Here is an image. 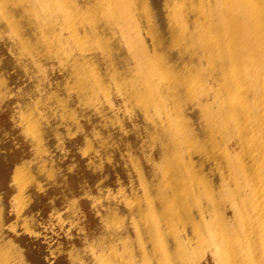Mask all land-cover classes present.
<instances>
[{"label": "bare ground", "instance_id": "6f19581e", "mask_svg": "<svg viewBox=\"0 0 264 264\" xmlns=\"http://www.w3.org/2000/svg\"><path fill=\"white\" fill-rule=\"evenodd\" d=\"M13 65L37 163L27 175L0 160V182L24 201L39 174L57 175L52 146L84 128L74 96L102 120L87 151L110 161L123 142L116 173L137 182L122 203L102 186L98 231L56 264H264V0H0V96ZM44 66L64 73L53 89ZM2 201L0 264H48L44 245L3 236Z\"/></svg>", "mask_w": 264, "mask_h": 264}, {"label": "rangeland", "instance_id": "374dc122", "mask_svg": "<svg viewBox=\"0 0 264 264\" xmlns=\"http://www.w3.org/2000/svg\"><path fill=\"white\" fill-rule=\"evenodd\" d=\"M7 71L6 73H8L9 77V83H7V87L9 90L3 93L4 95L0 96V129L2 128L0 131L2 146H0H4L3 148H0V160L4 162L5 160L10 159L9 164L11 167L17 166L21 170L26 169L28 175L30 170L29 167L28 169L26 167L29 165L34 166L37 163V153L35 148L36 146L33 141L27 136V134H24L23 124L21 125L22 122L20 118V101L17 93V88L19 86H24V84L27 83L28 78L26 75H23L20 72L18 66L16 65L11 66ZM56 71L59 72L56 73ZM39 72H41L39 75L41 80L44 81L48 88L50 87L52 89L57 86L58 82L62 81L64 75L63 72L60 73L61 71L56 68H46L45 66ZM21 77L24 79H21ZM11 87L12 89L10 90ZM7 93L11 94L7 95L6 97ZM117 101L119 105H123V97L121 95L117 97ZM73 102L74 105L79 109V120L84 124V128L79 129L73 125L69 133L70 138L68 141H61V146L58 145L57 149L55 145L52 146V151L48 154V156L56 166L57 175L54 177H45L43 174H39L38 181L34 185L30 184L28 187L29 189L27 188L28 193H24L22 195V197H24V201L20 200L21 193L13 179L10 178L11 180L7 179L0 182V199L3 200L2 202L8 208L5 214L6 216L3 220L4 225L2 227V231L5 233L4 234L2 232L3 236L6 238H11L12 236L13 239L20 244H22L20 241L21 236H26L27 238H30L32 241H34L35 244L38 242L37 244H40L41 246L44 245L42 247L45 251L47 250L46 255H48V264H54V262L55 264L59 262L68 263L69 255L67 253L68 249L73 246V241L77 243L78 246H84L86 242L92 239L93 235L96 234L99 228L98 222H100V218L102 216L101 212H104V206L100 200H98V194L101 192L102 186L105 188L107 187L106 190L109 192V194L111 193L109 196L111 198L113 197V200H117L116 202L122 203V196L123 193H125L123 192V189L126 186L129 187L131 179H133L134 181H132L137 185L135 176L130 177L129 174L128 176L127 174L121 173L120 175L118 172L116 173V169L126 167V163H128V154L125 151L126 149L124 148L125 145L123 142H121V146H119L121 156L117 159L110 160L111 162L106 160L104 163L103 160H100L97 154L92 153L93 151H87L85 147V141H83L85 137L84 135L86 132H90L89 130H93L96 123L102 124V120L98 117H91L90 110L84 108L77 97H73ZM53 103L54 101L51 102V106L56 109L57 105ZM115 132L118 135V131ZM49 138L53 143L58 140V137L52 132L50 133ZM132 138L139 144L142 141L143 135L140 132H135L132 134ZM81 145L84 147H81ZM85 150L87 152H85ZM83 154L86 156V159L84 158ZM7 156L8 158H6ZM92 159L94 161H92ZM88 162H99L97 163L99 165L96 168H91ZM100 162H103L104 165ZM100 166L104 169L102 170ZM111 167L112 170L110 169ZM106 170H109V172H106ZM102 174H104L103 178H105L103 180ZM108 175L114 178L111 177L112 179H109L110 176ZM123 185L125 186L122 187ZM104 187L103 189H105ZM92 198L93 200H91ZM15 201H17V204ZM91 201L94 203V205ZM73 206L77 208L75 209ZM17 212H19V214ZM16 221L20 223V227H18L19 230H16L17 232L13 228V224ZM12 222L14 223L12 224ZM28 222H30V224H28ZM66 246L69 247L67 248ZM23 248L27 250L26 247ZM62 252L64 253L63 255ZM203 264H213V261L211 259H204Z\"/></svg>", "mask_w": 264, "mask_h": 264}]
</instances>
